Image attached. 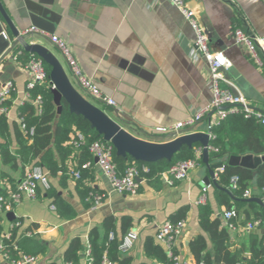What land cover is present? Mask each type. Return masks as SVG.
I'll return each instance as SVG.
<instances>
[{"label": "crops", "instance_id": "crops-1", "mask_svg": "<svg viewBox=\"0 0 264 264\" xmlns=\"http://www.w3.org/2000/svg\"><path fill=\"white\" fill-rule=\"evenodd\" d=\"M13 26L22 34L35 28L47 35L64 39L71 47L82 71L100 90L116 101L115 107L101 105L129 133L151 142L170 140L169 134L157 128H170L183 122L210 104L211 91L206 63L194 55V34L179 10L167 0H0ZM203 27L213 50L222 51L231 67L227 76L234 82L248 104L264 113V66L258 67L248 57L244 45L235 43L232 32L241 28L251 36L264 37V0H188ZM2 33L0 50H8L16 40L0 16ZM27 41L39 44L62 64L71 83L73 79L63 57L50 40L32 33ZM20 50H22L20 48ZM14 50L0 64V91L7 82L12 83L9 100L7 131L0 135V144L7 143L15 154L18 147L15 132L19 128L20 101L30 74L19 64ZM25 52V51H24ZM30 54V53H29ZM32 55V54H30ZM79 88V87H78ZM80 89V88H79ZM81 90V89H80ZM216 116L208 113L192 128V132H206L209 122ZM181 129V130H183ZM21 131V130H20ZM72 134L69 138L71 139ZM55 159L60 156L54 152ZM74 156V154H72ZM17 158V167L5 163L0 153V190L5 194L14 190L21 180L23 169ZM66 160V161H65ZM72 168L71 160L65 159ZM90 162V161H87ZM209 165L218 163L208 160ZM33 165V164H30ZM43 168V167H42ZM44 169V168H43ZM89 185L103 200L98 207H85L76 190L75 177L70 170L52 177L49 184L75 212L71 219L59 217L52 198L38 196L35 200L22 199L13 206L15 218H23L24 226L34 225L29 235H35L47 246L44 256H37L34 264H65L63 253L72 238L79 237L87 245L89 231L96 227L102 234V221L113 216L117 228L122 218L130 219L127 233L137 236L132 248L121 255L133 257V264H152L143 254V241L155 236L158 228L182 206H188L181 235L175 250L181 259L195 264L188 245L197 235H205L197 223L196 200L205 182H209L207 200L223 225L224 207L214 198L215 178H211L206 165L200 164L182 180L162 176L160 185L151 186L140 179L136 195L128 196L112 191L100 169L94 163ZM70 172V173H69ZM41 191L44 192L40 188ZM257 190L253 192L256 194ZM256 197V196H255ZM6 230L11 223L3 215ZM231 232V231H230ZM264 233V229L261 230ZM126 233V234H127ZM249 232H231L234 247L244 243ZM207 237V236H206ZM207 250L212 244L208 241ZM0 261L1 258H0Z\"/></svg>", "mask_w": 264, "mask_h": 264}, {"label": "trees", "instance_id": "trees-1", "mask_svg": "<svg viewBox=\"0 0 264 264\" xmlns=\"http://www.w3.org/2000/svg\"><path fill=\"white\" fill-rule=\"evenodd\" d=\"M14 54L22 66H25L29 60L38 58L20 50V47L15 48ZM43 65L49 74L50 67L44 62ZM31 92L33 95H41V111L37 112V109L27 102L19 108L18 117H22L27 126L34 129V134L28 137L16 128L15 137L18 147L15 154L13 155L8 149L7 143L0 144V153L4 162L11 163L16 168L18 161L15 155H17L22 169L25 164L39 165L52 177L57 176L58 173H67L69 170L72 175L78 172L79 178H75L78 196L85 207H90L93 204L90 194H94L95 191L89 185V179L93 177L91 169L93 157L88 151V145L102 137L81 116L71 114L64 101L61 102V112L57 115L53 95L47 82L36 85ZM3 104L9 107V100L6 99ZM6 124V116L0 114L1 136H4L8 130ZM210 131L214 137L209 141V145L215 150L208 152V158L224 164L223 170L218 172L215 178L216 203L225 210L236 211L237 218L228 220V224H245L260 220V225L247 234L244 243L231 249L234 241L228 225H223L218 216L213 217V210L206 200L198 206L197 223L207 237L199 234L190 241L189 253L195 264H264V233L261 232L264 229V206L253 201H246L247 198L243 197L247 189L260 200L264 197V194L253 192L254 189H261L264 186V163L256 169L255 175L250 170L227 165L230 156L264 154V124L254 118H244L242 114H234L213 124ZM76 132L83 134L85 138V144L79 149H73L69 145V137ZM197 147L199 144H195L192 149L182 146L171 161L160 160L152 163L135 161L131 157L126 159L116 157L113 149V162L120 173L130 166L137 167L139 178L157 187L160 185L162 174L176 161L193 158ZM54 152L60 156V162L55 159ZM65 159L72 161L71 169L66 165ZM87 161L91 162L90 166L83 168V164ZM199 163L202 164V159H199ZM235 176L237 181L233 184L231 178ZM72 177L74 178V175ZM39 191L41 190H38V196L53 199L52 203L59 217L71 219L75 216L72 207L58 196L51 186L44 192ZM0 194H5L4 190H0ZM187 211L188 206H182L172 213L168 220L171 222L184 220ZM3 220V216L0 215V240H3V251L8 254V263L10 260H18L21 255H45L46 244L39 241L35 235L28 234V231L35 227L34 225L24 226L23 218L18 217L14 218L10 222L11 226L5 230ZM130 227L129 218H122L117 228L113 216L105 217L102 221V234L96 227L88 233L86 246L89 249V256L85 255L86 246L79 237H75L70 240L63 253V262L65 264H102V258L105 256L112 263L133 264L132 256H122L118 250L119 243ZM6 232L10 234L8 239L3 237ZM109 234H113L112 239H109ZM208 241L212 244L211 251L207 250ZM143 254L152 264L169 263L164 248L155 240V236H147L144 239Z\"/></svg>", "mask_w": 264, "mask_h": 264}, {"label": "built area", "instance_id": "built-area-1", "mask_svg": "<svg viewBox=\"0 0 264 264\" xmlns=\"http://www.w3.org/2000/svg\"><path fill=\"white\" fill-rule=\"evenodd\" d=\"M170 4L176 7L194 34V55L196 58H201L206 63L208 72V82L211 91L210 104L206 108L199 109L195 115L183 122H178L170 128H157L161 133L178 132L179 130L191 127L198 121L203 119L208 113L212 112L216 118L213 122H209L206 133L211 140L214 136L210 129L213 124L224 119L228 115L242 114L244 118H254L264 124V113L260 110L252 108L234 82L226 75L231 67L229 59L220 50H213L210 46L208 37L199 23L194 10L191 8L188 0H167ZM32 33H39L47 37L50 42L56 47L60 55L63 57L73 79L78 87L89 97V101L98 107L106 105L110 107L116 106V101L105 95L97 84L89 78L81 69L76 60L70 45L62 38L55 35H47L35 28H30L22 32V36ZM3 38L6 35L2 33ZM232 38L235 43L244 45L249 59L258 67L264 66V37L251 36L241 28H235L232 32ZM30 74V78L26 83L25 92L20 101V106L25 103H31L37 112L41 111L42 97L40 94L33 95L32 90L38 84L48 83L50 89L54 88L51 84L48 73L45 70L43 62L39 58H33L25 65ZM13 90L12 83L4 84L0 91V114H7L8 107L3 103L10 96ZM98 104V105H97ZM100 105V106H99ZM18 125L20 130L28 137H32L34 129L28 127L22 117H18ZM85 144L83 134L76 132L69 141V145L73 149H79ZM208 152L215 150L210 145L207 147ZM88 151L92 155L94 162L100 169L103 177L109 183L112 191L128 196L136 195L140 188L139 170L135 166H130L124 172H118L115 163L113 162V147L110 143L103 139L95 140L88 145ZM202 147L199 146L194 150V157L186 160L176 161L171 167L165 171L162 176L171 180L185 179L189 172L200 165ZM91 162L83 164V168L90 166ZM223 167L219 168L218 172L222 171ZM75 178H79V173L75 172ZM237 177H232L231 182L235 184ZM207 186H203L196 200L197 204H203L207 200ZM44 191L50 188L48 173L39 165H27L23 169L21 180L16 185V188L6 194H0V215H5L12 212L13 206L19 203L22 199L35 200L38 195V190ZM256 194H264V186L257 190ZM244 198L255 197L252 191L247 189L243 193ZM90 199L93 201L92 207H98L102 203V196L98 194H90ZM264 204V197L261 199ZM237 218L235 210H225L223 219L227 222L231 232L242 231L251 232L257 229L260 225V220L247 222L245 224H228V220ZM184 227V220L164 222L155 234V240L164 248L169 263L166 264H189L186 260L181 259L180 255L175 250L176 239L181 235ZM3 237L8 239L10 234L6 232ZM113 238V234H109V239ZM137 236L134 232L127 233L118 245L120 253L128 252L136 240ZM3 240H0V258L7 264H34L37 261V256L21 255L18 260H10L7 262L8 254L3 251ZM85 255L89 256V249L86 246ZM90 264V263H88ZM102 264H116L109 262L105 256L102 258Z\"/></svg>", "mask_w": 264, "mask_h": 264}, {"label": "water", "instance_id": "water-1", "mask_svg": "<svg viewBox=\"0 0 264 264\" xmlns=\"http://www.w3.org/2000/svg\"><path fill=\"white\" fill-rule=\"evenodd\" d=\"M0 16L2 22L9 27L14 38L16 39L8 50H0V64L10 54L12 50L20 47L23 51L37 56L50 67L48 78L54 88L51 89L53 95V103L56 106L57 115L61 112V102L64 101L68 106L71 114L81 116L86 120L92 129H94L102 139L110 143L115 151L116 157L126 159L131 157L135 161L152 163L160 160L171 161L172 158L181 150L182 146L192 149L195 144L202 147L201 159L204 165L207 166L211 178H215V173H218L219 168L224 164L218 162L209 165L208 150L209 136L206 132H192V128L179 130L169 134L170 140L165 142H151L141 139L121 127L113 118L108 116L106 112L89 101L83 96L71 83L62 64L47 48L32 44L27 41L26 36L19 34L18 30L13 26L11 20L7 16L0 2ZM0 34H2V26L0 24ZM96 159H94V162ZM264 163V154L260 156L244 155L230 156L227 160V165L232 167L244 168L256 174V169ZM137 181H140L137 178ZM210 185L209 182H205ZM213 185L216 187L215 180ZM246 201H253L261 206H264L262 201L257 197H251ZM6 219L11 222L15 218L13 212L5 214ZM0 264H7L1 261Z\"/></svg>", "mask_w": 264, "mask_h": 264}, {"label": "rangeland", "instance_id": "rangeland-1", "mask_svg": "<svg viewBox=\"0 0 264 264\" xmlns=\"http://www.w3.org/2000/svg\"><path fill=\"white\" fill-rule=\"evenodd\" d=\"M65 70H66V67H65ZM67 71V70H66ZM74 87L83 95L85 96L87 99H89V97L82 91L80 90L74 83H73ZM98 105V104H97ZM100 106V105H99Z\"/></svg>", "mask_w": 264, "mask_h": 264}]
</instances>
